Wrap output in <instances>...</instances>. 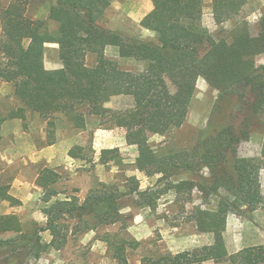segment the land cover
I'll use <instances>...</instances> for the list:
<instances>
[{"label": "trees", "instance_id": "16d2710c", "mask_svg": "<svg viewBox=\"0 0 264 264\" xmlns=\"http://www.w3.org/2000/svg\"><path fill=\"white\" fill-rule=\"evenodd\" d=\"M152 10L140 21L144 28L157 34V42L127 37L103 27L101 0H52L48 20L57 23L49 31L42 20L27 15L29 0H8L0 11V81L10 83L25 108L43 119L63 112L72 115L75 126H85V114H101L103 103L113 96H130L133 106L115 116L116 125L125 129V140L137 147L135 167L147 175L161 178L187 171L195 174L199 187L218 196L215 209L198 208L191 217L196 229L213 234V242L177 254L156 258L144 257L141 264H203L227 260L232 264H264V244L243 247L230 253L223 232L226 216L233 211L258 208V157H240L238 144L249 137L256 114L264 107V65H254L251 58L264 51V16L260 32L252 36L240 29L227 47L211 42L202 25V0H151ZM246 0H212L216 23L232 18ZM46 42H57L62 67L44 65ZM206 43L210 47L206 50ZM106 46H116L119 56L146 61L140 72L124 70L104 55ZM88 52L97 55L96 64L85 62ZM161 64L171 70V85L162 73ZM198 77L219 90L208 123L196 145L174 154L160 155L150 146L149 135L165 134L185 121L188 105ZM85 107V111L77 110ZM23 118V115L20 116ZM51 124L50 121L47 122ZM51 131H48V138ZM50 139L48 144H52ZM113 149H103L101 162L106 163ZM71 157L76 155L69 151ZM264 156V147L262 150ZM208 168L213 182L207 184L200 173ZM60 174L45 167L35 183L45 192L48 202L54 192L49 187ZM130 180L136 182L135 177ZM180 181L178 184H183ZM130 192L143 195L135 185ZM120 195L115 190L89 194L83 202L76 197L56 201L43 208L45 226H34L14 237H0V264H26L38 259L48 248L65 243L59 220L64 216H82L106 207L103 222H115ZM0 198L12 205L20 200L0 185ZM144 202L153 205L152 199ZM264 206V205H263ZM19 224L14 213L0 214V233ZM49 230L51 239L42 241L41 233ZM125 262L122 247L117 255Z\"/></svg>", "mask_w": 264, "mask_h": 264}, {"label": "rangeland", "instance_id": "374dc122", "mask_svg": "<svg viewBox=\"0 0 264 264\" xmlns=\"http://www.w3.org/2000/svg\"><path fill=\"white\" fill-rule=\"evenodd\" d=\"M7 3L8 0H0V11ZM51 3L52 0H29L27 15L44 21L52 32L57 24L46 19ZM263 16L264 0H246L231 19L216 23L212 16V0H202V25L208 30L211 42L219 46L227 47L240 29L257 36ZM99 22L106 23L104 12ZM129 27L136 28L131 24ZM123 34L157 42V34L152 30L138 28ZM209 47L206 43V50ZM96 60L95 53L86 54L88 66L95 65ZM114 60L119 68L135 72L142 71L147 64L134 58ZM60 62L59 54L52 49L44 54L46 68L58 66ZM251 62L264 65V51L254 55ZM161 68L171 85V70L164 64ZM218 94L217 88L198 77L183 124L165 134L149 135L150 146L160 155L194 147L208 123ZM132 106L130 96H113L103 103L101 114H85V126L79 128L67 113L59 112L43 119L37 112L24 107L10 83L0 81V185H6L8 192L21 201L17 205L0 201V214L9 211L19 219L17 226L1 232L0 237H14L36 225L45 226L42 210L56 201L76 197L83 202L89 194L104 190H115L116 195H120L115 222L102 221L104 205L97 206L90 214L64 216L59 224L66 233L65 243L58 249L48 247L38 259L26 264H141L144 257L177 254L213 242V234L198 231L190 219L198 208L215 209L219 200L216 194L202 190L196 175L190 172L179 171L161 178V174L147 175L135 167L137 147L125 140V129L116 125L115 120L116 115ZM85 109L79 107L77 110ZM98 127L101 131H96ZM48 131H51L49 138ZM50 139L53 144H48ZM263 147L264 107L254 117L249 137L237 148L238 156L258 157L263 163L259 171L258 208L227 214L223 236L230 253L264 244ZM103 149H113L106 163L101 162ZM70 150L76 155L74 159ZM44 167L60 174L59 181L49 187L54 195L48 202L44 201V190L35 183ZM200 173L207 184L213 182L208 168ZM130 177H135L136 182ZM180 181L184 183L179 185ZM135 185L139 191H145L143 195L130 192ZM147 199H152L153 205H147L144 202ZM41 236L44 243L51 239L49 230L43 231ZM120 245L125 262L117 257ZM206 264L232 263L209 260Z\"/></svg>", "mask_w": 264, "mask_h": 264}, {"label": "crops", "instance_id": "0c3cea01", "mask_svg": "<svg viewBox=\"0 0 264 264\" xmlns=\"http://www.w3.org/2000/svg\"><path fill=\"white\" fill-rule=\"evenodd\" d=\"M100 7L102 11L104 12L105 18H106V23L104 22L100 24L107 29L118 31L122 34L126 32H130V31H134L138 28H141L143 30H149L147 28L142 27L140 25V21L146 14H148L152 10L153 4L151 0H101ZM27 11H29V8L27 9ZM32 19L37 20V17H34ZM46 19H48V14H47ZM130 24L134 25L136 28L132 29V27H129ZM123 35L126 36L125 34ZM127 37H130V36H127ZM51 49L52 51H55L57 54H59V45L57 42H46L44 54L48 50H51ZM104 55L106 58L112 59V60L119 59V58H125V57L119 56V49L116 46H106L104 49ZM61 67H62V61L60 62L58 66L49 67L48 69H56V68H61ZM95 129L96 131H101L99 127ZM42 156H46V155H42ZM71 158L74 159V157H71ZM0 201L2 204L6 203V200L1 199ZM8 213L10 212L6 211V213H1V214H8ZM206 263L207 261L204 262L203 264H206Z\"/></svg>", "mask_w": 264, "mask_h": 264}]
</instances>
